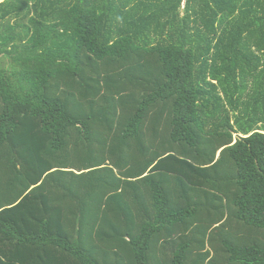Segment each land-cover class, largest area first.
Returning a JSON list of instances; mask_svg holds the SVG:
<instances>
[{"label":"trees","instance_id":"16d2710c","mask_svg":"<svg viewBox=\"0 0 264 264\" xmlns=\"http://www.w3.org/2000/svg\"><path fill=\"white\" fill-rule=\"evenodd\" d=\"M0 264H264V0H0Z\"/></svg>","mask_w":264,"mask_h":264}]
</instances>
